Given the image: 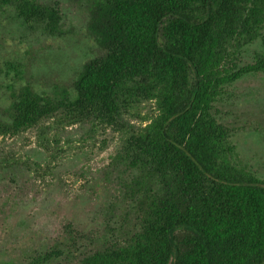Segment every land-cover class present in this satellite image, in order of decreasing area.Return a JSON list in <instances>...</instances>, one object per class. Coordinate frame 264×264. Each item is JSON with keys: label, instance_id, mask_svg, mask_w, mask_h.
I'll list each match as a JSON object with an SVG mask.
<instances>
[{"label": "trees", "instance_id": "16d2710c", "mask_svg": "<svg viewBox=\"0 0 264 264\" xmlns=\"http://www.w3.org/2000/svg\"><path fill=\"white\" fill-rule=\"evenodd\" d=\"M4 8L42 34L59 31L53 5ZM88 26L103 53L72 87L24 84L0 116V136L58 116L122 128L91 186L96 243L77 253L72 227L30 264H264V176L237 161L215 109L236 82L264 75V0H93ZM143 102L154 114L122 124Z\"/></svg>", "mask_w": 264, "mask_h": 264}, {"label": "rangeland", "instance_id": "374dc122", "mask_svg": "<svg viewBox=\"0 0 264 264\" xmlns=\"http://www.w3.org/2000/svg\"><path fill=\"white\" fill-rule=\"evenodd\" d=\"M37 1L56 8L60 24L54 35L20 22L8 8L0 10L1 117L20 86L69 89L82 65L103 53L88 26L93 0ZM215 109L231 132L237 161L263 177L264 75L236 82ZM153 114L152 102H143L123 114L121 123L138 126ZM120 127L58 116L0 136V264H30L42 242L51 247L72 227L77 253L92 248L103 223L91 186L103 179L120 145Z\"/></svg>", "mask_w": 264, "mask_h": 264}]
</instances>
